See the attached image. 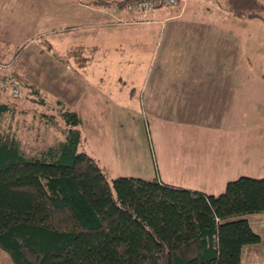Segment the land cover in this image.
Returning a JSON list of instances; mask_svg holds the SVG:
<instances>
[{
    "label": "rangeland",
    "instance_id": "rangeland-1",
    "mask_svg": "<svg viewBox=\"0 0 264 264\" xmlns=\"http://www.w3.org/2000/svg\"><path fill=\"white\" fill-rule=\"evenodd\" d=\"M40 1L0 0V64L3 71L0 77L4 73L18 75L20 80L17 83L22 94L13 97L9 92H0V100L17 104L18 112L6 123L10 124L27 151L38 152L63 141L65 121L59 112L71 111L80 118L78 151L93 157L109 180L122 176L162 179L180 185L197 181L207 183L209 174L204 177L195 174L189 161L169 159L180 150L184 139L189 135L200 136L199 132L195 128H173L170 120L157 117V109L147 100L150 86L164 84V81L172 83L171 77L175 73L170 72L171 76L166 77L160 69L164 55L169 62H175L186 54L183 50L187 45L180 46L179 38L170 37L174 42H167L168 30H164V26L186 23L188 17L203 10L202 15L208 23L205 33L210 38L208 43L198 41V48L201 56L210 49L206 57L212 53L213 61L216 58L221 68H226L227 75L221 80L222 84L227 81L223 85L228 87L229 104L224 113L227 111L231 119L235 162L264 160V8L260 12L262 19L238 21L224 16L226 0H186L184 17L178 20L164 23V16L151 15L145 20L138 19L140 22L135 25L97 30L72 25L75 19L71 13L62 11L63 6H58L60 10L57 11L48 0L44 6ZM260 2L264 7V0ZM170 8L161 9L168 11ZM220 19L218 28H212V24H217ZM233 22L235 24H231ZM69 25L71 27L67 28ZM98 32L97 45L101 47L93 55L86 54L87 58L93 57L89 64L68 55L79 45L91 47L85 42L96 40ZM191 45H188L189 52L193 50ZM114 51L120 56L119 63L108 61L109 72H97L103 67L102 58L116 56ZM84 64L88 66L81 68ZM21 78L41 91L46 105L29 99V90ZM179 79L180 76L175 82ZM190 80L198 83L197 77ZM206 80L210 82L211 79ZM42 112L55 114L58 125H46ZM187 143L182 149H187ZM215 144L220 145L214 141L207 144L213 154L217 150ZM202 147L198 143L192 150L196 153ZM246 156L249 157L243 160ZM255 167L263 168L260 175H264V167ZM243 218L262 237V251L264 217L248 214ZM0 264H12L9 256L1 250ZM243 264H264V260L249 262L244 257Z\"/></svg>",
    "mask_w": 264,
    "mask_h": 264
},
{
    "label": "trees",
    "instance_id": "trees-1",
    "mask_svg": "<svg viewBox=\"0 0 264 264\" xmlns=\"http://www.w3.org/2000/svg\"><path fill=\"white\" fill-rule=\"evenodd\" d=\"M115 2L126 0H90ZM226 3V15L235 19L263 18L260 0ZM95 52L79 46L68 55L89 64L86 54ZM21 79L29 99L46 105L41 91ZM17 108L0 100V250L12 264H241L242 247L259 243L243 217L264 213V177L239 176L218 195L157 179L109 180L93 157L78 151L77 113L59 112L63 141L30 152L6 123ZM41 117L58 125L55 114Z\"/></svg>",
    "mask_w": 264,
    "mask_h": 264
},
{
    "label": "crops",
    "instance_id": "crops-1",
    "mask_svg": "<svg viewBox=\"0 0 264 264\" xmlns=\"http://www.w3.org/2000/svg\"><path fill=\"white\" fill-rule=\"evenodd\" d=\"M40 2H42L41 5L43 6L46 3L45 0H41ZM48 2L50 6L57 7V11L60 10L58 6H63V12L71 13L72 19H75L71 24H80L83 27H91L97 30H104V28L109 26L117 29L121 27V25H135L140 22L137 21L138 19L141 18L145 20L147 16L151 15L164 16V23L168 22V20H178L180 17H184L182 14L186 11L185 6H187L186 0H180L178 4L171 6L168 11H163L161 9L162 7L128 9L118 5L116 2L109 5H93L90 3V0H48ZM202 14L203 10H199L194 15L188 17L186 23H174L170 24L168 27L164 26V30H168L166 36V39H168L167 42L172 41L170 37L179 38L180 46H184V44L187 45V48L183 50L186 54L181 55V58L177 59L175 62H169L168 57L164 55V59L161 60L160 69L162 70L161 72L166 73V77L171 76L170 72L175 73L171 77L172 83H165L164 81V84L150 86L147 100L151 106H155L157 109V117L170 120L173 128H195L197 132H199L200 136L189 135V138L184 139L180 145V150H177L174 157L169 159L172 161L174 159L181 161L187 160L193 167L195 174L199 173L203 177L204 174H209L207 183L203 182L202 184L197 181L196 183L180 185L177 184V182L169 183L162 179L158 180L174 186L198 190L211 195H218L224 190L228 181L239 176L264 177V175H260L261 169L263 168L256 169L255 167V165L264 167V160L235 162L236 156H234L233 153V142L231 138V119L227 111L224 113L226 105L229 104L228 87H224L225 85H223L227 84V81L222 84L221 80L222 77L227 75L226 68H221L222 65L216 58H214L213 61L212 53H210L211 55L209 57H206L210 49L205 56L200 55L198 41H205L208 43V38H210L207 37V33H205L207 30L206 24L208 23L205 22ZM224 16L227 17L226 13ZM228 17L234 19L230 15H228ZM108 21H110L109 23L111 24H109ZM220 21L221 19L216 21L217 24L215 22L213 23V21L209 22L211 24L213 23L212 28L216 29ZM231 24L235 23L233 22ZM69 27L71 26L69 25L67 28ZM118 31L119 29L117 32ZM170 32L172 34H170ZM99 34L98 32L96 40L89 39L85 42L88 46L96 48L97 51H99L101 47L97 45V37H99ZM177 34L178 36H176ZM88 36L91 38L90 35ZM59 41L63 43V40L60 39ZM188 45H191L190 49H193L190 52L188 50ZM165 53L168 52L165 51ZM114 54H116V56H111V58H102L104 61L103 67L97 72H109L106 65L108 61H112L113 64L116 63V61L119 63V54L115 51ZM106 58H108L107 61L105 60ZM103 68H105V71H103ZM130 71H134V69ZM179 76V81L175 82V79ZM191 77H197L198 83H192L190 80ZM206 79L211 80L208 82ZM128 94L130 95V92ZM222 113H224L225 116ZM177 122L180 123V125H178ZM212 141L220 143L219 146L216 144L214 145V148L217 149L214 154L207 146V144ZM186 142H188L187 149H182L185 147ZM198 143L203 147L201 150L194 153L192 148ZM204 148L206 151H204ZM248 157L249 156H246L243 160ZM167 163L170 164L168 161ZM180 165L182 166L183 164L180 162ZM260 217H264V213H260L259 218ZM248 224L250 225V222H248ZM252 231L254 230L252 229ZM261 243L262 237L260 236L259 243L242 247L240 263L243 264L244 257L248 258L249 262H262V260H264V249L261 251Z\"/></svg>",
    "mask_w": 264,
    "mask_h": 264
},
{
    "label": "built area",
    "instance_id": "built-area-1",
    "mask_svg": "<svg viewBox=\"0 0 264 264\" xmlns=\"http://www.w3.org/2000/svg\"><path fill=\"white\" fill-rule=\"evenodd\" d=\"M125 1V0H119ZM180 0H126L124 7L128 9H151L157 7H171L178 4ZM2 65L0 64V73ZM0 90L9 92L13 97H20L22 94L17 80L9 73H4L0 77Z\"/></svg>",
    "mask_w": 264,
    "mask_h": 264
}]
</instances>
